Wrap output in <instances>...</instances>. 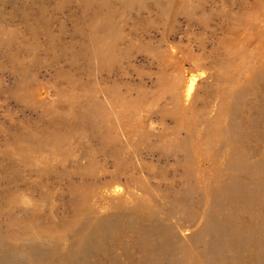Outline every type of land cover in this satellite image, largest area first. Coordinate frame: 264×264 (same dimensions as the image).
I'll use <instances>...</instances> for the list:
<instances>
[{
	"label": "rangeland",
	"instance_id": "374dc122",
	"mask_svg": "<svg viewBox=\"0 0 264 264\" xmlns=\"http://www.w3.org/2000/svg\"><path fill=\"white\" fill-rule=\"evenodd\" d=\"M0 264H264V0H0Z\"/></svg>",
	"mask_w": 264,
	"mask_h": 264
},
{
	"label": "bare ground",
	"instance_id": "6f19581e",
	"mask_svg": "<svg viewBox=\"0 0 264 264\" xmlns=\"http://www.w3.org/2000/svg\"><path fill=\"white\" fill-rule=\"evenodd\" d=\"M196 84H197V82H196ZM188 92V91H187ZM189 93V92H188ZM188 93H187V95H188ZM190 96V95H189Z\"/></svg>",
	"mask_w": 264,
	"mask_h": 264
}]
</instances>
